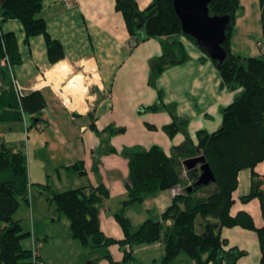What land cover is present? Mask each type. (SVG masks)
Masks as SVG:
<instances>
[{"label": "crops", "instance_id": "obj_1", "mask_svg": "<svg viewBox=\"0 0 264 264\" xmlns=\"http://www.w3.org/2000/svg\"><path fill=\"white\" fill-rule=\"evenodd\" d=\"M136 1L140 10L151 2ZM239 3L230 50L235 55L258 56L261 53L259 41L262 39L260 2L239 0ZM39 15L45 20L49 35L63 46L64 58L54 64L48 59L42 34L31 36L26 42L19 20L8 19L1 24V30L14 33L17 41L21 63L14 66L13 76L22 92L41 90L46 98L47 105L38 114L42 121L38 122L39 126L43 129V124L51 121L57 128H54L57 130L55 143L59 146L50 145L49 141L44 143L50 153L56 151L58 154H52L54 162L45 160V155L42 156L44 161L30 166L28 170L29 182L39 188L40 194L35 197L33 210L36 211L44 202L41 195L45 194L46 199L51 201L48 192L51 185L57 187V191H63L102 184L109 196L100 209L99 226L107 236L121 239L124 234L115 213L122 201L128 198L126 181L129 171L127 158L121 151L158 145L170 156L173 148L185 142L186 135L196 145L199 130L213 132L220 127L222 109L232 102L239 89L224 84L213 61L197 46L198 49L188 46L187 40L188 60L166 67L157 78L156 87L152 86L149 83L150 61L161 54V44L157 38H149L132 46L133 38L127 30L123 14L116 8V0H78L72 8L65 7L62 0H42ZM81 77L86 83L82 97L87 108L85 111L77 110L81 116L74 118L70 112L75 109L59 104L60 91L57 87L61 80L66 84L68 80H81ZM158 89L163 93L162 103L152 110L149 106L157 104ZM74 95L69 93L68 98L74 100ZM175 116L186 119L187 124L183 130L169 136L164 126ZM28 117L31 118V115L24 114L23 121L26 122ZM91 124L99 134L91 128ZM0 136L4 134L0 132ZM112 148L115 151H111ZM187 158H181V162ZM77 161L82 162L85 173L69 167ZM255 171L263 180L261 191L264 193V160L255 166ZM250 188L251 170L242 169L238 174V186L232 193L231 213L245 210L251 214L255 226L261 227L264 220L260 199H241ZM173 196L170 189L161 190L135 203L138 204L136 206L126 207L124 215L137 229L149 216L164 212ZM55 208L54 215L50 214L53 215L51 224L61 220L62 213L56 205ZM62 222L61 230L69 239V220L67 218ZM170 224L171 220L164 222V226ZM221 236L228 240L229 245L246 252L237 264H260L261 249L255 230L241 226L223 227ZM36 238L42 242L39 237ZM41 248L40 257L48 264ZM84 248L89 250V254L79 258L78 264H85L93 258H99L98 264H110L108 259L102 258L106 252L119 264H128L123 262V248L118 244L100 248L105 251L93 255L91 253L95 249ZM131 249L138 262L133 260L130 264H162V241L134 244ZM179 256L168 264H175ZM188 262L191 263V260Z\"/></svg>", "mask_w": 264, "mask_h": 264}, {"label": "trees", "instance_id": "obj_2", "mask_svg": "<svg viewBox=\"0 0 264 264\" xmlns=\"http://www.w3.org/2000/svg\"><path fill=\"white\" fill-rule=\"evenodd\" d=\"M259 2L261 53L254 57L235 55L230 50L239 0H211L208 4L209 14L230 17L223 43L227 55L221 64L212 61L223 83L239 89L232 102L222 109L220 127L213 132L199 130L196 145L186 135L185 142L173 148L170 156L158 145L121 151L127 158L129 170L126 181L128 198L122 201L115 213L123 238L107 236L99 226V212L109 196L102 184L88 189H50L49 199L68 218L73 238L91 249L118 244L123 248V262L128 264L134 260L132 245L157 241L164 244L162 264L170 263L183 253L191 260L189 264H237L246 252L229 245L228 240L221 236V229L241 226L256 231L261 249L260 264H264V223L256 227L251 214L245 210L231 213L232 193L238 186L239 171L248 168L251 170V188L241 199L248 201L258 197L264 220L263 180L255 171V166L264 160V0ZM41 7L42 0H0L1 24L8 19L19 20L26 42L31 36L42 34L48 59L54 64L64 58V50L61 42L47 32L45 20L39 15ZM116 8L125 18L127 30L133 38L132 46L149 38H157L161 44V54L150 61L149 83L154 87L166 67L188 60L185 40L197 46L192 37L182 32L172 0H151L143 10L139 9L136 0H116ZM200 50L209 58L203 49ZM4 58L7 64H0V122L23 121L24 114H29L32 118L30 125L41 128L37 125L41 121L38 114L46 107V98L41 90L21 94L15 90L13 68L21 63V55L14 33L3 32L0 27V61ZM162 95L158 89L157 104L149 106L150 109L158 108ZM186 124V119L175 116L164 130L173 136ZM90 126L99 134L93 124ZM110 150L115 151L113 148ZM198 155L205 157L214 174V182L195 186L199 167L187 169L181 162L183 157ZM69 167L85 173L81 161ZM1 174L4 178L0 179V264H33L30 247L22 244L30 231H23L20 221L14 218L20 200L29 202L31 186L26 155L21 148L0 143ZM172 187H180L181 191L173 196L166 210L160 215L149 216L134 229L124 215L125 208ZM166 220H171L169 226H164ZM102 258L108 259L110 264H119L108 252ZM98 261L99 258H93L89 264H98Z\"/></svg>", "mask_w": 264, "mask_h": 264}, {"label": "rangeland", "instance_id": "obj_3", "mask_svg": "<svg viewBox=\"0 0 264 264\" xmlns=\"http://www.w3.org/2000/svg\"><path fill=\"white\" fill-rule=\"evenodd\" d=\"M187 41L188 42H186V44L188 46L191 45L192 47L198 49L193 42H191L190 40ZM58 84L59 86L57 88L60 91V93L58 92L59 93L58 97L60 99L59 104L61 106L62 105L65 106L66 105L65 99H68V94L71 93L74 95L77 93V91H73L72 82H70L69 80L66 82V84L65 81L63 80H61V83ZM64 84L65 86H63ZM79 84H83V86L85 84L82 77H81V82ZM70 85L72 89L70 88ZM80 88L84 90V87L80 86ZM61 94L62 96L60 97L59 95ZM62 97H63V102H62ZM28 124H32L30 117L26 119V122L24 121L0 122V132L4 134V136H0V143L3 142L7 146H17L18 148L15 149L21 148L26 155L28 170L30 166L33 167L34 165H38L37 163L44 161V159H42V156L45 155H47L45 160L47 161L51 160V162L53 163L55 159L51 156L52 154H56V151H52L50 153V151H48V148L44 145V143H46V141H49L50 145L59 146L58 144L55 143L56 140L55 136L57 137L56 125L54 124V122L49 121L48 124L47 122L43 124L42 127L43 129L41 128L38 129L35 128L33 125H28ZM38 125L40 124L38 123ZM51 129H53V132L51 131ZM42 142H43V146L41 145ZM36 149L37 152H35ZM36 155H38L39 157ZM57 155L58 154H56V156ZM3 178L4 175L1 174L0 179ZM49 183L51 184L52 182L49 181ZM51 186H52L51 188L54 190L57 188L54 185ZM48 192H51V190ZM39 195H40L39 188H36L35 184H31V186L29 187V202L20 200L19 207L14 214V218L20 221L23 231H30L29 236L22 240L23 246L25 247L30 246L31 239L33 237L35 240L39 241L36 238L37 236L42 241L41 243H43L44 247L43 249L41 248L42 256L46 258V260L48 258L47 260L48 264H78L79 258H82V256L86 255L87 253L89 254V250H86L84 248L86 246H84L78 239L73 240L74 238H71L72 236L69 239L66 238L65 232H62L61 230V228H63L62 220L65 221L67 219L64 214H62L61 220L59 222H55V224H51L53 223L51 218L53 217L56 208L54 202L46 199L45 194L41 195L42 196L41 199L44 202L38 206L36 211L33 210L34 209L33 206L35 204L34 203L35 197H38ZM136 205L138 204H135V206ZM34 233L36 234V236L34 235ZM45 234L49 235V237H47ZM45 237L47 238L45 239ZM94 249L96 251L94 253H91V255L105 251L100 248L98 249L94 248ZM188 260L189 257L183 253L178 257L175 264H188L189 263ZM135 262L137 263L138 259H136Z\"/></svg>", "mask_w": 264, "mask_h": 264}, {"label": "water", "instance_id": "obj_4", "mask_svg": "<svg viewBox=\"0 0 264 264\" xmlns=\"http://www.w3.org/2000/svg\"><path fill=\"white\" fill-rule=\"evenodd\" d=\"M211 0H172L173 8L178 16L182 32L192 37L197 46L203 49L211 60L221 64L227 52L223 46L230 17L228 15L209 14L208 4ZM71 116H81L77 110H72ZM187 169L199 167L200 174L195 186L207 185L215 181L214 174L203 155L187 158L183 161ZM191 187H188L190 190ZM88 261L85 264H89Z\"/></svg>", "mask_w": 264, "mask_h": 264}, {"label": "built area", "instance_id": "obj_5", "mask_svg": "<svg viewBox=\"0 0 264 264\" xmlns=\"http://www.w3.org/2000/svg\"><path fill=\"white\" fill-rule=\"evenodd\" d=\"M78 0H62L63 4L67 8H72L76 5ZM0 27H1V16H0ZM1 65H6L7 64V59L4 58L0 61ZM12 83L17 91L18 94L22 93V89L18 83V80L13 76L12 74ZM171 192L175 195L181 191L180 187H172L170 188ZM40 248H41V243L37 240L34 239V237L31 239V245H30V250L32 252V262L33 264H44V261L40 257Z\"/></svg>", "mask_w": 264, "mask_h": 264}, {"label": "bare ground", "instance_id": "obj_6", "mask_svg": "<svg viewBox=\"0 0 264 264\" xmlns=\"http://www.w3.org/2000/svg\"><path fill=\"white\" fill-rule=\"evenodd\" d=\"M79 78H77V79L75 78L73 80H70V82H72L73 91H77V95L75 96L74 100H69V98L65 99V104L68 108L75 109V110H78L80 112V111H85V109L87 107H86V104H85L83 97H82L83 89L80 88V86L83 87V84H79L81 82V80H79ZM85 85H86V83H85ZM70 88H71V85H70Z\"/></svg>", "mask_w": 264, "mask_h": 264}]
</instances>
